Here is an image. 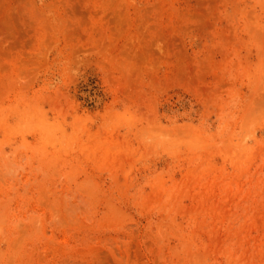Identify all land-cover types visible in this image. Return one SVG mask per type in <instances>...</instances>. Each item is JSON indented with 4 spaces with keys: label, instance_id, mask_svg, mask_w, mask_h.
<instances>
[{
    "label": "rangeland",
    "instance_id": "374dc122",
    "mask_svg": "<svg viewBox=\"0 0 264 264\" xmlns=\"http://www.w3.org/2000/svg\"><path fill=\"white\" fill-rule=\"evenodd\" d=\"M0 264H264V0H0Z\"/></svg>",
    "mask_w": 264,
    "mask_h": 264
}]
</instances>
